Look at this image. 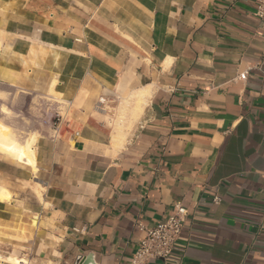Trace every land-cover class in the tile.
<instances>
[{
	"label": "crops",
	"instance_id": "0c3cea01",
	"mask_svg": "<svg viewBox=\"0 0 264 264\" xmlns=\"http://www.w3.org/2000/svg\"><path fill=\"white\" fill-rule=\"evenodd\" d=\"M256 6L0 0V84L59 89L79 130L42 135L35 172L0 152V264H130L137 223L153 226L177 203L187 215L171 254L148 264H264ZM139 91L134 114L125 100Z\"/></svg>",
	"mask_w": 264,
	"mask_h": 264
},
{
	"label": "built area",
	"instance_id": "2783aa9c",
	"mask_svg": "<svg viewBox=\"0 0 264 264\" xmlns=\"http://www.w3.org/2000/svg\"><path fill=\"white\" fill-rule=\"evenodd\" d=\"M255 15L264 18V0H257ZM239 77L245 78L246 72L240 73ZM45 122L48 125L51 139H60L67 132L74 137L79 135V130L72 128L67 114L55 112ZM186 215V207L177 203L168 217L158 221L155 225L145 227L141 223H137V227L144 232V235L138 240L130 264H148L153 259H167L179 237Z\"/></svg>",
	"mask_w": 264,
	"mask_h": 264
},
{
	"label": "rangeland",
	"instance_id": "374dc122",
	"mask_svg": "<svg viewBox=\"0 0 264 264\" xmlns=\"http://www.w3.org/2000/svg\"><path fill=\"white\" fill-rule=\"evenodd\" d=\"M2 107L7 108L8 114L1 112ZM55 112L66 114L64 104L46 95L0 84V121L7 124L21 142L33 133L49 135L45 120Z\"/></svg>",
	"mask_w": 264,
	"mask_h": 264
},
{
	"label": "bare ground",
	"instance_id": "6f19581e",
	"mask_svg": "<svg viewBox=\"0 0 264 264\" xmlns=\"http://www.w3.org/2000/svg\"><path fill=\"white\" fill-rule=\"evenodd\" d=\"M48 93L49 97L55 99L56 101L62 102L64 100L63 98H61L63 94L59 91V89L50 88L48 90ZM146 94L147 93L145 91L135 92L132 93L129 98L125 100L126 102H133L132 113L135 114V112L137 113L140 110L142 104L146 101ZM1 112L3 114H8V110L5 107L1 108ZM40 138H42L41 135H39L38 133H33L28 139L21 142L19 138H17V136L15 135L14 131L7 124L0 121V152L16 159L19 162L27 164L31 167L33 172H35L38 168L36 162L37 149L39 146ZM6 197H8L7 191H4L3 188L0 186V198L3 199ZM8 257L7 259L13 262H20L17 258H15V256H12L13 258Z\"/></svg>",
	"mask_w": 264,
	"mask_h": 264
},
{
	"label": "water",
	"instance_id": "95a60500",
	"mask_svg": "<svg viewBox=\"0 0 264 264\" xmlns=\"http://www.w3.org/2000/svg\"><path fill=\"white\" fill-rule=\"evenodd\" d=\"M90 262H91V256L88 255L86 257H82L81 259H79L76 264H90Z\"/></svg>",
	"mask_w": 264,
	"mask_h": 264
}]
</instances>
